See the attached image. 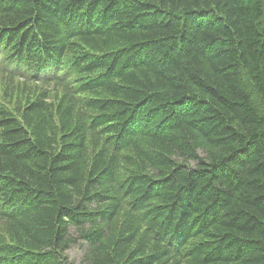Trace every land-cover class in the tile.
<instances>
[{
  "label": "trees",
  "instance_id": "obj_1",
  "mask_svg": "<svg viewBox=\"0 0 264 264\" xmlns=\"http://www.w3.org/2000/svg\"><path fill=\"white\" fill-rule=\"evenodd\" d=\"M0 61L61 91L0 106V264H264V0H0Z\"/></svg>",
  "mask_w": 264,
  "mask_h": 264
},
{
  "label": "rangeland",
  "instance_id": "obj_2",
  "mask_svg": "<svg viewBox=\"0 0 264 264\" xmlns=\"http://www.w3.org/2000/svg\"><path fill=\"white\" fill-rule=\"evenodd\" d=\"M62 69L67 71L68 66L64 65ZM43 72L50 73L49 70ZM52 75V74H51ZM85 75H81L83 77ZM79 76H71V81H75ZM243 84L246 87V91L250 94L252 101L259 110H264V104L259 94L255 91L249 77L242 79ZM41 91L47 92L48 102L56 103L60 97L61 91L59 88L53 86V84H45L39 81H33L27 77H20L17 74L14 75L8 69V67L0 63V106L6 107L12 114L19 115L26 103L36 97ZM80 97H91L89 93H82ZM87 113L88 110H86ZM5 225L0 223V234L5 236ZM84 251L74 246L70 250L66 251V254L71 262L78 264L82 258Z\"/></svg>",
  "mask_w": 264,
  "mask_h": 264
}]
</instances>
